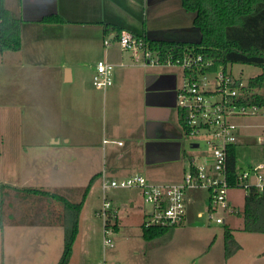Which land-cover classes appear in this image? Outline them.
<instances>
[{
  "label": "crops",
  "instance_id": "obj_1",
  "mask_svg": "<svg viewBox=\"0 0 264 264\" xmlns=\"http://www.w3.org/2000/svg\"><path fill=\"white\" fill-rule=\"evenodd\" d=\"M1 8L20 20L21 48L17 52L0 54H23L25 31L41 28L46 32L90 27L94 29V34L102 35V45L99 36L67 39L72 43H86L91 50L99 45V61L113 66L112 85L101 91L92 84L95 66L90 61L82 67L63 62L59 68V82L61 87L67 86L69 90L61 91L54 96L51 94L43 101L45 108L42 109L40 116L44 114L42 121H48L47 125L51 127L45 136V146L70 155L73 163L67 168L69 177L63 176L65 193L82 189L83 186L78 184L79 180L85 189L92 178L91 188L96 185L101 188L102 174L108 178L121 180L132 175L142 176L141 172H145L152 173L145 178L148 184L179 183L192 165L197 166L202 161L203 154L186 153L183 149V140L187 137L178 123L176 107V95L183 76L181 69L167 65L143 66L138 60L140 56L122 51L115 42L108 47L103 46L104 38H115L116 33L113 29L126 31L135 36H146L154 42L196 44L200 40V34L193 25L194 15L184 10L181 0H0ZM53 18H60L63 23L46 22ZM47 36L51 39L49 40L51 44L54 38ZM22 57L23 55L21 59ZM99 99L102 104L100 113L96 107ZM104 140L107 141L105 145ZM240 140L239 133V142ZM29 143L33 145V142ZM262 145L264 138L261 139ZM257 163L260 162L254 164ZM250 165L252 164L247 166ZM175 167L179 169L178 173L173 171ZM165 180L171 182L157 183ZM1 185L12 191L27 189L20 188L16 183ZM236 190L239 189H231L228 192L230 207L238 209L234 214L242 210L244 199L241 195L234 196L235 193L232 192ZM133 191L140 201L129 199L120 204L129 205V210L134 209L140 217L137 224L139 231L136 230L135 237L143 244L142 264H179L181 260L177 261V256L174 255L177 246L184 249L186 257L195 261L199 259V264H264V250L246 254L244 246L236 240L240 249L230 258H224L223 232L219 233L217 228L228 222L224 219L222 224L214 223L212 229L211 227L205 229L195 222V219L201 218V213L197 212L202 202L200 193L196 192L198 190H188L185 193V219L174 229L171 239L165 244L146 250L141 239V225L145 216L141 208V192ZM20 198L43 200L47 204V199L40 196ZM112 200L115 201L111 199L110 202ZM208 207L207 205V212ZM112 208L115 213L113 220L115 231H118L119 208L113 207V202ZM56 210L60 218L63 209L58 206ZM44 211L38 210L40 213L38 216L45 215ZM9 216L11 217L8 215L4 220L0 218L2 264H5L3 257L7 258V264L14 261V258L6 257L8 254L10 256L12 249L11 233L14 229L22 227L34 229L40 225L43 231L48 229L47 223L38 216L32 218H29L30 215L25 216L30 221L26 226L18 222L8 223ZM242 226L243 224L239 229L241 231ZM224 227L232 230L234 237V228H231L229 223ZM211 230L213 233L208 234L207 232ZM5 243L8 244V249L4 255ZM256 246L257 244H254L255 248Z\"/></svg>",
  "mask_w": 264,
  "mask_h": 264
},
{
  "label": "rangeland",
  "instance_id": "obj_2",
  "mask_svg": "<svg viewBox=\"0 0 264 264\" xmlns=\"http://www.w3.org/2000/svg\"><path fill=\"white\" fill-rule=\"evenodd\" d=\"M94 33V29L90 27L64 28L59 31L46 30V32L41 28L32 29L24 32L23 54H0V185L16 183L20 185V188L62 195L73 203L80 201L81 197L79 198V196L84 191L82 181L78 182L83 186L82 189L66 193L64 191L63 176L69 177L67 168L73 164L71 156L54 148H46L45 136L51 127L47 125L48 121H42L44 114L40 116V113L45 108L43 106L45 97L69 90L67 86L61 87L59 82V68L63 62L69 65H79V67L85 66L84 64L89 61L93 66L100 62L99 45L96 49L91 50L86 43H72L69 40L76 37L99 36L100 45H102V35ZM46 35L54 38L51 44L49 43L51 39ZM100 49H102L101 46ZM21 55H23L22 59ZM228 71L235 79L243 83L259 73V70L253 66L237 64L230 66ZM90 77L92 76L90 75ZM101 105V100H97L96 107L99 113ZM232 121L237 126L238 133L241 134V140L236 147L238 166L245 168L248 164L254 165L256 162L264 161V145L261 146V139L264 138L263 112L255 116L236 117ZM29 142H33V145ZM190 143L199 146L196 149H191ZM183 149L186 153L191 154L207 152V147L201 141L196 143L189 138L183 140ZM173 171L178 173L179 169L175 167ZM141 174L146 179L147 176L152 175V173L145 172H141ZM168 182L171 181L165 180L157 183ZM196 192L200 193L202 202L197 211L201 213V218L195 219V222L205 229L209 227L212 229L215 226V219H225L231 228H234V238L244 246V253L253 254L256 250H264V234L251 235L239 230L242 220L234 214L238 210L237 208L231 207V214L218 209L212 213L210 219L207 212L209 195L204 190ZM232 193H235V197L245 195V191L240 189ZM20 195L11 189L0 187V210H2L0 218L4 220L8 215H11L8 217V223L18 222L26 226L30 222L29 218L37 217L40 215L38 210L44 211L45 208L46 212L44 211V213L46 214L38 217L47 223L48 229L43 231L40 227L42 225L34 229L25 227L14 229L11 233L10 256L8 254L6 257L14 258L11 264H57L62 253L64 229L59 223L61 216L58 217L59 213L56 208L62 206L51 200H46L47 204L43 200H23L20 198L21 196L30 195ZM106 197L109 201L115 199V201L112 200L113 207L119 208L117 214L120 226L118 231L111 235L113 247L104 250L102 246L103 221L98 216L102 191L96 185L90 189L84 201L80 215L79 234L74 243L69 264L143 263V244L138 237H135L136 230L139 231L137 224L140 217L134 212V209L129 210V205L120 204L129 199L140 201L139 197L130 189L107 190ZM240 207L241 205L238 208ZM141 208L144 213H147V207L141 204ZM27 215H30L29 218L25 217ZM113 223L109 222L110 225ZM225 225L218 226L219 233L223 232ZM207 233H213V230ZM254 244H257L256 248ZM177 247L174 255L177 256V261L181 260L179 264L200 263L199 259L195 261L186 257L184 249L180 246ZM7 249L8 244L5 243V248L3 245L4 255ZM3 260L7 264V258L3 257ZM0 264H2L1 251Z\"/></svg>",
  "mask_w": 264,
  "mask_h": 264
},
{
  "label": "built area",
  "instance_id": "obj_3",
  "mask_svg": "<svg viewBox=\"0 0 264 264\" xmlns=\"http://www.w3.org/2000/svg\"><path fill=\"white\" fill-rule=\"evenodd\" d=\"M113 42L122 51L140 56L138 60L143 66L167 65L181 69L183 76L176 95V107L184 113L183 131L187 138L196 143L201 141L207 147V152L201 156L202 161L197 166L192 165L194 172L189 169L179 183L153 185L148 184L141 175L118 180L102 174V199L98 216L103 221V249L113 247L111 235L115 219L112 204L106 197L107 190L140 191L142 204L148 208L142 223L146 228L180 225L186 215L185 193L188 190H205L208 193L210 219L218 209L231 214L228 192L232 188L227 176V148L239 142L237 126L232 120L240 116H255L261 112L264 114L256 105L242 104L245 98L259 91L249 88L245 82L235 79L221 67L213 71V61L206 60L192 50L185 51L176 60H172L168 54L165 61L161 62L158 54L149 51L143 37L121 31L114 39L104 38L103 46L108 47ZM112 72L111 64L97 62L92 77L93 86L101 90L110 87ZM106 143L104 140L103 144ZM251 187L264 190V162L247 166L239 173L236 188L245 191ZM214 222L222 224L223 219L217 218Z\"/></svg>",
  "mask_w": 264,
  "mask_h": 264
},
{
  "label": "trees",
  "instance_id": "obj_4",
  "mask_svg": "<svg viewBox=\"0 0 264 264\" xmlns=\"http://www.w3.org/2000/svg\"><path fill=\"white\" fill-rule=\"evenodd\" d=\"M182 7L194 15L193 25L200 34L199 44L154 42L142 36L149 51L158 54L161 62L167 55L172 60L181 58L185 51L201 54L206 60L213 61L212 70L219 67L224 72L232 65L253 66L259 70L249 78L245 85L259 93L245 98L244 105H256L264 111V0H181ZM46 22L62 24L60 18ZM20 20L13 14L0 9V53L17 52L21 48ZM116 35L121 30L113 29ZM115 35V36H116ZM186 48V49H185ZM178 123L185 129L184 113L178 111ZM236 145L227 148V176L232 189L236 188L238 175L242 168L238 166ZM194 172V167L191 166ZM92 180L84 189L79 202H70L64 196L36 189H13L24 195L40 196L62 206L61 226L64 229V241L61 256L57 264H69L74 242L78 235L80 213L89 193ZM0 187L6 188L1 185ZM235 215L242 219V232L264 234V190L251 187L245 190L243 208ZM179 225L151 226L141 225V239L145 249L149 250L165 244L171 239L173 231ZM113 231L116 226H112ZM224 258L234 255L240 246L235 241L232 230L223 229Z\"/></svg>",
  "mask_w": 264,
  "mask_h": 264
},
{
  "label": "water",
  "instance_id": "obj_5",
  "mask_svg": "<svg viewBox=\"0 0 264 264\" xmlns=\"http://www.w3.org/2000/svg\"><path fill=\"white\" fill-rule=\"evenodd\" d=\"M200 40H201V38H200ZM200 40L196 44H199L200 43ZM190 147L192 149H196V148H198V144H192Z\"/></svg>",
  "mask_w": 264,
  "mask_h": 264
}]
</instances>
